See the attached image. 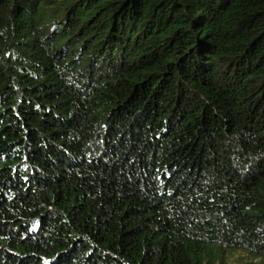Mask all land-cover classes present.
I'll use <instances>...</instances> for the list:
<instances>
[{
	"label": "trees",
	"instance_id": "16d2710c",
	"mask_svg": "<svg viewBox=\"0 0 264 264\" xmlns=\"http://www.w3.org/2000/svg\"><path fill=\"white\" fill-rule=\"evenodd\" d=\"M264 264V0H0V264Z\"/></svg>",
	"mask_w": 264,
	"mask_h": 264
},
{
	"label": "rangeland",
	"instance_id": "374dc122",
	"mask_svg": "<svg viewBox=\"0 0 264 264\" xmlns=\"http://www.w3.org/2000/svg\"><path fill=\"white\" fill-rule=\"evenodd\" d=\"M224 264H261L259 260L253 259L245 252L227 253L223 258Z\"/></svg>",
	"mask_w": 264,
	"mask_h": 264
}]
</instances>
